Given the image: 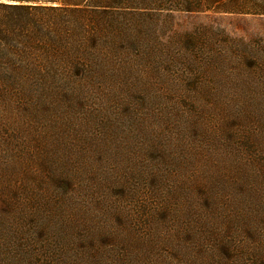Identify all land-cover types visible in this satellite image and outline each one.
Here are the masks:
<instances>
[{
	"label": "rangeland",
	"instance_id": "374dc122",
	"mask_svg": "<svg viewBox=\"0 0 264 264\" xmlns=\"http://www.w3.org/2000/svg\"><path fill=\"white\" fill-rule=\"evenodd\" d=\"M141 24L88 90L0 96V264H264V14Z\"/></svg>",
	"mask_w": 264,
	"mask_h": 264
},
{
	"label": "trees",
	"instance_id": "16d2710c",
	"mask_svg": "<svg viewBox=\"0 0 264 264\" xmlns=\"http://www.w3.org/2000/svg\"><path fill=\"white\" fill-rule=\"evenodd\" d=\"M175 11L264 14V0H0V96L86 91L114 74V33L143 54L141 19Z\"/></svg>",
	"mask_w": 264,
	"mask_h": 264
}]
</instances>
